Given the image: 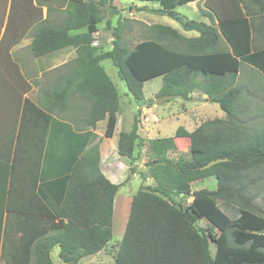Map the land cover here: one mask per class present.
Listing matches in <instances>:
<instances>
[{
  "label": "trees",
  "instance_id": "obj_1",
  "mask_svg": "<svg viewBox=\"0 0 264 264\" xmlns=\"http://www.w3.org/2000/svg\"><path fill=\"white\" fill-rule=\"evenodd\" d=\"M134 1L158 3L160 9L154 12L167 15L183 30L197 31L199 37L187 39L170 27L154 25L151 30L156 40L121 48L122 28L117 23L112 27V47L104 51L91 45L104 13H118L113 0H4L0 9V157L3 160L6 150L9 162L20 142L32 140L30 134L24 136L30 130L38 132L34 140L41 143L40 151L43 146L48 150L52 145L51 140L47 142L49 124L69 127L54 116L55 110L66 105L70 92L82 94L90 103L88 126L93 128L106 118L104 135L111 137L119 95L98 64L102 60L111 61L119 80L137 101L143 99V82L159 76L163 83L158 94L166 102L189 100L198 90L219 106L225 120H207L192 132L178 127L172 137L145 140L138 134L135 115L131 129L119 135L117 153L127 163L129 175L146 158L147 172L138 175L144 181L151 178L153 185L141 186L131 196L114 264H264V217L250 208L248 194L258 180H264V119L260 112H245L240 100L248 90L235 83L243 64L264 75V53H250L249 27L241 9L233 10V0H205L206 10L201 14L209 24L175 11L198 0ZM242 1L264 14V0ZM105 25L111 28L109 20ZM82 28L84 33L71 34ZM27 35L32 38L27 50L36 62L63 48L76 49V59L65 64L74 68L65 84L54 77V70L39 76L37 66L35 75L23 73L20 58L12 50ZM166 39L175 46L167 45ZM219 40L226 50L212 51ZM181 44L189 52L176 46ZM33 86L38 87L43 104L28 96ZM254 108L260 110L264 105L254 103ZM89 137L86 133L78 144L65 138L68 146L63 159L53 152L44 155L42 166L51 168L50 180L41 194L32 187L34 198L22 209L31 216L27 229L40 228L44 234L6 258L7 264H55L51 258L55 247L62 263L78 264L104 250L112 239L113 201L120 185L102 175L96 151L81 155ZM176 139L189 141L188 156L170 157L177 153ZM12 158L15 161V151ZM65 161L67 167L60 168ZM212 178L215 189L191 190L192 183ZM4 211L12 209L3 200L0 241ZM202 220L205 227L198 226ZM48 230L58 233L46 236Z\"/></svg>",
  "mask_w": 264,
  "mask_h": 264
},
{
  "label": "crops",
  "instance_id": "obj_2",
  "mask_svg": "<svg viewBox=\"0 0 264 264\" xmlns=\"http://www.w3.org/2000/svg\"><path fill=\"white\" fill-rule=\"evenodd\" d=\"M130 4L132 5V8H130V10L134 12V21H133L134 25L128 24L129 23L128 20L123 21L122 18L121 20L117 19L120 16L119 14L123 15V12L121 10L119 11L120 9L119 7H116L118 13L113 16L108 15L109 18L103 19V21L98 25L97 33H95L93 36L94 41L92 42L91 45L92 47H99L102 48L104 51L110 50L112 47L111 45L112 27H114L117 23H119V25L122 28L121 41H120L121 48H132L141 42L156 40L157 38L154 34V31L151 30V27H153L154 25L170 27L176 30L181 36L187 39H196L197 37H199V33L197 31L183 30L176 21H174L167 15L158 14L154 12L160 9L159 5L158 8H153L148 6H138L134 3V1H131ZM185 6H191L194 8L193 10L197 12V14L195 13L194 14L195 17L200 21L197 20L194 21L202 22L205 24L210 23L209 20L201 14V10L204 9L206 10L205 0L189 2L185 4ZM2 7H4V0H0V9H2ZM7 8H8V4H7ZM239 8L241 9V12L249 27L250 53H255V52L264 53V14L262 15L257 14V8L247 1L245 2L242 0H237V1L233 0V10L238 11ZM138 13H142L143 15H141V17L136 18ZM42 16L43 18L46 16L45 7L42 8ZM163 17H167L170 20L176 22L178 26L169 23L165 19L164 20L159 19ZM184 17L187 18L186 16ZM107 20H109L111 23L110 29L105 28L106 26L105 23ZM3 29L4 26L2 27L1 31H3ZM84 32H85V28H82L79 30H73L71 34L77 35ZM125 35H127L129 38H126ZM31 41L32 38H30V36L28 35L25 36L21 40V44L12 50L13 56L19 58L27 57V56L30 57V54L27 50V46L30 44ZM94 43H96V45ZM165 43L169 46H175V43L167 41V39ZM176 46L180 48L183 53L189 52V49L183 44ZM226 48H227L226 44L222 40H219L217 45L214 47L212 51L226 50ZM76 57L77 54L75 48L73 47L63 48L51 54L41 57L40 59L37 60V62L35 60V66H36L35 69L30 67L28 73L30 74L33 73V75H35L36 70L39 68L40 72L38 75L42 76L43 73H47L51 70H54V77L56 79L60 78L63 84H65L64 82L65 79L71 76L72 73L74 72L73 67L65 66V64L67 65V63H70L71 61L75 60ZM102 61L98 63L99 66L103 69V71L105 72V74L112 82V84L115 86L118 92V87L113 82L112 79V76L117 75V72L107 73L105 67L100 65ZM253 70H255V72H257L261 77L264 78L263 73L258 72V70H256L253 66L248 64H243L240 67L239 72L237 73L235 83H238L236 81L237 77H240L244 71L254 72ZM157 78L160 79V83L157 86H155L151 91H153V94L160 91L163 83L162 76L155 77L143 82L142 84L143 99L140 100L139 102L134 101V103H132V101L129 100L123 103L118 92L119 105H118V111L115 114L116 124L113 134L109 138H106L104 135L107 119L105 118L98 121L93 128L89 127L87 123L89 120L90 103L88 102L87 99H84L82 94L80 93L72 94L70 92L68 98L65 100L66 105L60 110L59 109L55 110V113L57 114L54 116L59 121L69 124V127L66 128L63 125L54 124V123L49 124L48 132H47V135L49 137L47 138L48 139L47 142L51 140L52 145H50L48 150H46L43 146L42 152L40 151L41 143L37 142L36 144L34 140V137L38 134V132L31 130L28 133L24 132V136L30 134L32 136V140L20 142V147L19 148L15 147V150L13 149V151L11 152L9 162H7L8 157L6 155L7 151L5 150L3 160L0 157V201L4 200L7 203L9 202L12 211L3 212L2 230H1L2 237L0 241V250H1L0 263L1 261H4V263L7 264V262L5 261L6 258L9 257L12 258L15 253H19V251H23L27 249L28 243H34V240L38 239L42 234H44L40 228L29 229V230L27 229V222L28 220H30L31 216H28L26 213H24L22 209H24V207L28 205L29 200L34 198L32 187L34 186L36 187L35 193L41 194L40 193L42 192L41 188L46 186V181L50 180L49 176L52 173L51 168L47 169L42 166L43 157L44 155H46V152L56 153V155L61 159H63L62 155L67 153L66 146L68 145L66 144L65 138H67V141L68 140L76 141L78 144L81 140L84 141V139H86V133H89L90 136L89 140L81 155L85 156L86 154H91L93 153V151H96L98 156L99 169L102 175L106 179H108L111 183L120 185L119 190L115 195L113 201V215L117 211H121V210L124 211V209H127V214L123 213V215H121L122 223L124 225V229H123V225L121 229H123L122 231L124 233L127 223L129 208H130L131 196L133 195V192L137 191L136 189L137 184H135L133 179H131V178H136V175L134 174L133 177L128 176L129 167L127 166V163L117 153L118 138L121 132H127L131 129L135 115L136 117L141 116V119H143L142 125L144 128L140 130L139 135L144 139L157 138V137L150 138L147 136L148 134L143 135L145 131H148V133H150V125H149L150 119L145 118L144 115H146L147 112H151L153 110V107H155L153 105L151 107L147 106L149 101L148 99H146L143 90L146 82L155 80ZM31 79L33 78L31 77L30 80ZM199 79L200 78L197 77V80ZM229 82L231 83L230 87L233 88L232 79ZM197 91L198 90H194L190 94L189 100L174 98L167 102L169 103L173 102V104L176 103L178 104L180 102L183 103L184 105L194 104L196 103L194 98L198 97L195 96ZM31 92H34L35 94L37 93V97L33 101L36 102L38 99L43 104V98L41 96V93L39 94L38 92V87L33 86ZM201 96H199L198 98L202 100V102L197 106V109L207 110V107H205L206 104L203 101H206V103H208L207 106H210L212 102L202 92H201ZM155 97L156 96H154V98ZM127 106H130V108L127 109ZM201 110H200V114L202 115ZM187 112L188 109H186V111L183 110L182 113L179 112L178 113L182 114V116L185 117V113ZM178 113L176 112V114H172L171 116L175 117L176 119H179L180 115ZM207 113L210 114V112L208 111ZM262 118L264 119V115H262ZM206 119L207 117L204 118L203 120H201V118L192 119L191 121L192 124H190V122L185 121L184 119L182 120V124L179 127L184 128L187 132H192L194 129H196L199 125H201L205 121L213 120V119L225 120L226 115L223 113V116H221L220 118L209 117L207 120ZM140 124L141 123H139V126ZM178 140L179 139H176V141ZM14 151H15V161H13L12 158L14 155ZM187 151L188 150L185 149L182 152L187 153ZM1 155H3V152L2 149L0 148V156ZM88 158H92L91 155ZM143 159L144 158H142V161L137 162L134 165L136 171L138 169L142 170L140 168H143ZM65 163L66 161L61 162L60 168L62 169L66 168L67 166L64 165ZM147 181H149L148 178ZM150 184L151 183H145L144 185H150ZM191 190H192V186H191ZM37 218L39 219V216H37ZM112 228H113V218H112ZM56 233L58 232H55L54 230H48L46 231L45 235L46 236L54 235Z\"/></svg>",
  "mask_w": 264,
  "mask_h": 264
},
{
  "label": "rangeland",
  "instance_id": "obj_3",
  "mask_svg": "<svg viewBox=\"0 0 264 264\" xmlns=\"http://www.w3.org/2000/svg\"><path fill=\"white\" fill-rule=\"evenodd\" d=\"M131 1L134 0H114L113 1V5H115V7H119V11L121 10L123 12V15L119 14L120 16L117 18L119 20H128L129 23L128 24H133L134 21V12H132L130 10V8H132V5L130 4ZM134 3L138 6H148V7H153V8H158V4L156 2H139V1H134ZM194 8L191 6H179L175 9V11L183 16H186L188 19L191 20H198L195 17V14H197V12H195L193 10ZM131 11V12H130ZM195 13V14H194ZM109 12H105L104 13V19H108L109 18ZM141 15H143L142 13H138L137 17H141ZM160 20H167L169 23H172L175 26H178V24L172 20H170L167 17H163V18H159ZM134 25V24H133ZM126 38H129L127 35H125ZM129 41V40H127ZM17 58V57H15ZM24 62H23V61ZM20 64H22V71L25 74H28V70L30 69V67H32L33 69H35V60L30 58L29 56L27 57H21L20 58ZM100 65H102L103 67H105V70L108 72H112V73H116V69L114 68V66L112 65L110 60H105L102 61L100 63ZM254 72H249V71H244L243 74L240 77H237V84H243L246 89L248 91L244 92L242 94L241 100L240 102L242 103V106H245L246 110L245 112H247L248 115H250L249 113L252 112H260L261 114L264 115V108H261L260 110H257L256 108H254V103H258L260 106L264 105V79L263 77H261L257 72H255V70H253ZM258 75H257V74ZM27 76V75H26ZM112 76V75H111ZM117 75L112 76L113 82L117 85L118 87V92L119 95L121 97V100L123 103L127 102V101H132V103H134V101L139 102L137 100H134L133 97L128 93L127 88L125 86V84L119 80V78H117ZM247 82V83H246ZM160 83V79L157 78L155 80H151L145 83L144 86V95L146 96V99H148L149 103L147 104V106L151 107L152 105L155 106L153 107V110L151 112H147L146 115H144L145 118L150 119V133H148V131H145V133H143V135H147L150 138H167V137H172L175 133V130L181 126L182 124V120L185 119V121L190 122V124H192V119L195 118H201V120H203L204 118L207 117V119L210 118H220L221 116H223V112L220 110L219 106L216 103H211L210 106H207L208 103L205 102V107H207V110H201L202 115L200 114V110L197 109V106L199 104H201L202 100H200L198 97L201 96V92L197 91L195 96H198L195 99L194 104L191 105H184L183 103H176L173 104V102L169 103L166 102V98L165 97H158L159 94L158 92L153 94V91H151L155 86H157ZM127 93V94H126ZM127 96V97H126ZM154 96H156L154 98ZM30 99L35 100V98L37 97V93L35 94L34 92H31L29 94ZM202 97V96H201ZM177 99V98H175ZM198 99V100H197ZM158 100V102H161L159 104H156V101ZM186 107V108H185ZM130 106H127V109H129ZM186 109H188V112L185 113V117L182 116L183 110L186 111ZM210 112V114L207 113ZM176 112L180 115L179 119H176L175 117L171 116L172 114H176ZM205 112V113H204ZM140 113V111H139ZM137 120L139 121L140 126L138 124V134L140 132V130L143 127L142 125V121L143 119H141V116H137L136 117ZM245 118H248V116H245ZM206 119V120H207ZM146 123V122H145ZM141 137V136H140ZM144 139V138H143ZM145 140H151V139H145ZM189 147V141L187 139H179V142H177V153L175 154H171L170 157H176L179 154H186V156H188V151L187 153H183L182 151H184L185 149L188 150ZM142 161V159H141ZM146 161V158L143 159V168H140L142 170H135V175L136 178H131L133 179L134 183L137 184L136 189L138 190L141 186H147L144 185L145 183H151L150 185H153L152 179L148 178L149 181H147V179L144 181L140 178V176L138 175V173H146L147 172V167L144 166V162ZM129 171V170H128ZM128 175L129 177L133 175ZM128 177V178H129ZM201 189H209V190H213L215 189V180L214 178L209 179V180H204V181H198L193 183L192 185V191H197V190H201ZM136 192V191H135ZM133 192V194L135 193ZM249 198L252 199L250 208L258 215H261L264 217V180H258V184L256 186H252V188H250L249 190ZM189 202V201H188ZM187 202V203H188ZM123 213L127 214V209L121 210V211H117L114 213L113 215V228H112V239L108 242L106 248L104 250H102L99 254L93 255V256H89L84 258L83 260H81L78 264H114V256L117 250V247L119 245V242L121 241L122 238V233H123V229H124V225L122 223V219H121V215H123ZM129 214V213H128ZM123 225V229L122 228ZM207 224L205 221H199L198 222V226L200 227H205ZM218 233V232H216ZM210 250L211 253H214V245L211 244L210 246ZM58 248L55 247L53 248V250L51 251V257L52 260L55 264H64L62 263L59 258H58ZM0 264H5L4 261H1Z\"/></svg>",
  "mask_w": 264,
  "mask_h": 264
},
{
  "label": "water",
  "instance_id": "obj_4",
  "mask_svg": "<svg viewBox=\"0 0 264 264\" xmlns=\"http://www.w3.org/2000/svg\"><path fill=\"white\" fill-rule=\"evenodd\" d=\"M159 103H161V102H158V100L156 101V104H159Z\"/></svg>",
  "mask_w": 264,
  "mask_h": 264
},
{
  "label": "built area",
  "instance_id": "obj_5",
  "mask_svg": "<svg viewBox=\"0 0 264 264\" xmlns=\"http://www.w3.org/2000/svg\"><path fill=\"white\" fill-rule=\"evenodd\" d=\"M96 45V43H94Z\"/></svg>",
  "mask_w": 264,
  "mask_h": 264
}]
</instances>
